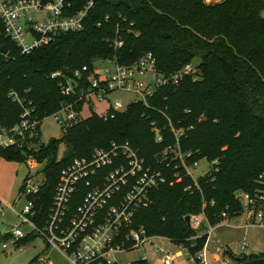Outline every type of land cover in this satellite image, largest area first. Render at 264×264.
<instances>
[{
    "label": "trees",
    "instance_id": "1",
    "mask_svg": "<svg viewBox=\"0 0 264 264\" xmlns=\"http://www.w3.org/2000/svg\"><path fill=\"white\" fill-rule=\"evenodd\" d=\"M87 1L69 0V13ZM263 11L264 0H94L81 29L58 33L29 53L21 54L12 41L1 39L9 49L7 56L0 55V128L5 129L18 124L26 108L42 122L62 102H72L74 97L61 93L59 81L84 65L92 70L104 59L131 65L151 52L156 70L167 75L199 58L195 79L184 75L176 84L159 86L145 103L135 99L104 115L92 111L62 125L60 136L44 143L39 130L35 148L0 145L4 160L25 162L31 157L42 164L39 190L29 197L34 223L43 226L64 166L111 142H128L165 179L150 189L149 201L134 215V227L168 238L196 264H204L197 253L208 233L195 234L184 217L202 212L214 226L240 214L235 191L254 198L264 189L258 181L264 172ZM57 71L62 76L52 77ZM82 105L77 102L75 109ZM61 144L65 149L58 156ZM172 148L191 154L182 163ZM201 159L214 164L209 174L194 180L185 166ZM256 206L264 211V202ZM35 235L16 238L15 244L24 245ZM38 256L28 264H36ZM259 256L264 259V250ZM254 259L251 254L238 261ZM130 264L151 263L138 257Z\"/></svg>",
    "mask_w": 264,
    "mask_h": 264
},
{
    "label": "built area",
    "instance_id": "2",
    "mask_svg": "<svg viewBox=\"0 0 264 264\" xmlns=\"http://www.w3.org/2000/svg\"><path fill=\"white\" fill-rule=\"evenodd\" d=\"M93 2L88 0L81 9L69 13V0H0V55L7 56L9 53L7 44L1 39H9L24 54L48 44L58 33L81 29ZM117 44L120 45V42ZM3 45L7 47L5 52L2 51ZM196 72L197 68L189 62L173 74L159 73L151 52L131 65L119 64L115 59L99 60L92 70L84 65L74 70L72 76L61 78V93L74 97V100L62 102L52 116L61 125L69 124L80 119L83 105H90L93 100L107 103L104 114L109 108L121 110L122 102L109 98L114 91L132 92L145 103L146 97L157 87L176 84L184 75L195 79ZM51 76L62 75L57 71ZM8 95L20 102L14 91ZM79 101L83 105L78 111L75 106ZM21 117V121L13 127L0 128V145L22 147L24 143H29L30 148L35 145L41 121L33 117L28 108L24 109ZM174 133L177 137L178 132ZM171 150L182 163L184 157L191 154ZM164 180L159 171L145 164L128 142H111L109 147L96 148L89 156L74 158L60 170L45 222L38 227L32 220L36 213L29 197L38 192L42 181L28 173L17 195V200L23 199V205L19 210L12 208L18 217V223L11 231L12 237H23L21 226L27 224L30 233L42 237L47 249L59 250L71 264H112L117 262L111 259L112 253L138 248L145 250L146 245L152 243L153 236L141 226L134 227L133 218L136 211L149 201L150 189ZM258 181L264 185V172L259 175ZM242 197L252 213V223L264 227V211L256 206L258 202H264V189L259 190L254 198L244 192ZM212 232L213 226H209L208 235ZM156 253H164L159 256L160 264H172L175 260L176 255L163 252L161 248H157ZM140 257L147 259L145 255ZM197 257L200 258V255L197 254ZM37 262L45 264L48 257L41 254ZM222 264L228 263L222 261Z\"/></svg>",
    "mask_w": 264,
    "mask_h": 264
},
{
    "label": "rangeland",
    "instance_id": "3",
    "mask_svg": "<svg viewBox=\"0 0 264 264\" xmlns=\"http://www.w3.org/2000/svg\"><path fill=\"white\" fill-rule=\"evenodd\" d=\"M220 1L222 0H216L213 3ZM261 15L264 18V11ZM198 61L199 58H193L191 63L196 67ZM97 64L100 66V63ZM109 98L111 101L114 99L120 100L123 104L121 110L130 102L137 99L134 93L126 91H114L109 95ZM106 109V102L93 100L90 105H83L81 116L85 118L89 116L92 111L102 115L105 113ZM61 126L62 125L59 124L52 115L45 117L40 124L39 141L44 143L51 137H59L61 134ZM25 145L30 149L29 145L31 144L26 143ZM35 147H37L36 144L31 148ZM64 149V145L61 144L59 146L58 156L62 155ZM213 164L214 162L210 163L205 159H201L195 161L191 165H186V167L192 178L196 180L198 177L209 174ZM21 167L28 171L33 178L42 180L41 163H38L34 159H26L25 162H22ZM234 195L240 201L242 208L241 212L231 219H225L213 226V232L208 235L204 249L197 253L200 255L199 259L204 264H222V261H226L228 264H246L238 260L242 258L248 260L251 254L255 256V259L261 258L259 254L264 250V227H259L252 223L253 216L252 213L248 211L249 208L244 202L242 191L237 190ZM23 202V199H16L14 208L16 210L21 209ZM17 223L18 217L14 211L2 207L0 211V231L4 239L0 241V264H21L20 262L23 257H27L28 261L41 253L49 254L50 264H71L70 260L57 249L51 248L49 252L45 251L44 241L39 235L33 236V238L24 245L15 244L14 238H12L10 234ZM188 226L195 231V234L208 233L209 224H207L206 217L202 212L189 216ZM21 229L24 236L28 235L31 230L27 224L21 226ZM194 237L195 236L192 235L190 239ZM157 248H161L163 252L176 255L172 264H196L194 257L185 249L177 246L168 238L157 235L153 236L152 243L146 245L145 250L144 248H138L127 252L112 253L110 257L118 263L130 264L133 260L145 255L151 264H160L159 256L164 253L158 255L156 253ZM179 250L181 253L177 254ZM232 255L235 256V258Z\"/></svg>",
    "mask_w": 264,
    "mask_h": 264
},
{
    "label": "crops",
    "instance_id": "4",
    "mask_svg": "<svg viewBox=\"0 0 264 264\" xmlns=\"http://www.w3.org/2000/svg\"><path fill=\"white\" fill-rule=\"evenodd\" d=\"M22 162L7 161L0 158V203L2 207H6L12 210L17 199L19 188L22 184L23 179L29 173L21 167ZM2 235V234H1ZM3 239V235H2ZM50 249L45 247V251L49 252ZM179 250L177 254H180ZM48 257V262L45 264H50L49 254L41 253ZM39 254V255H41ZM27 257L21 259V264H28L30 260L27 261ZM36 264L38 262L36 261Z\"/></svg>",
    "mask_w": 264,
    "mask_h": 264
},
{
    "label": "water",
    "instance_id": "5",
    "mask_svg": "<svg viewBox=\"0 0 264 264\" xmlns=\"http://www.w3.org/2000/svg\"><path fill=\"white\" fill-rule=\"evenodd\" d=\"M208 3H213V2H208ZM7 47L5 45L2 46V51L5 52L7 49ZM185 222L187 223V225H189V216H185L184 217ZM2 235H1V231H0V241H2ZM264 263V259L263 258H258V259H254L251 260L249 262H247L246 264H263Z\"/></svg>",
    "mask_w": 264,
    "mask_h": 264
}]
</instances>
